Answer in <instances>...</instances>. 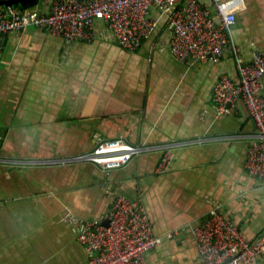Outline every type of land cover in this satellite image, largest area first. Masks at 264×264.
<instances>
[{
	"label": "crops",
	"instance_id": "1",
	"mask_svg": "<svg viewBox=\"0 0 264 264\" xmlns=\"http://www.w3.org/2000/svg\"><path fill=\"white\" fill-rule=\"evenodd\" d=\"M52 2L25 10L49 12ZM230 6L249 61L264 49V0ZM151 15L156 26L136 50L103 19L90 41L36 26L0 36V158L18 160L0 163V264H85L79 222L64 216L106 222L118 193L144 200L155 233L174 232L147 252L148 264H201L193 228L214 206L249 239L263 230L264 180L245 167L256 123L243 101L222 115L213 103L218 78H238L232 51L218 63L180 61L166 15L157 7ZM103 137L150 147L110 170L65 160ZM168 146L171 166L158 172Z\"/></svg>",
	"mask_w": 264,
	"mask_h": 264
},
{
	"label": "built area",
	"instance_id": "2",
	"mask_svg": "<svg viewBox=\"0 0 264 264\" xmlns=\"http://www.w3.org/2000/svg\"><path fill=\"white\" fill-rule=\"evenodd\" d=\"M231 1L211 0L212 5H207L200 0H53L49 12H20L16 6H0V36L36 26L70 39L90 41L96 20L103 19L124 48L136 50L155 27L151 10L157 7L167 17L170 51L180 61L218 62L226 51H232L238 78L221 75L213 87V103L217 115L236 112L239 101L247 107L257 130L247 150L245 167L264 180V50H255L249 61L242 58L233 36L237 9L230 6ZM149 147L122 137H103L92 150L65 160L92 161L110 170L124 166ZM173 155V148L167 147L156 170L166 171ZM0 163L13 165L17 160L2 157ZM64 217L79 222L78 240L89 252L85 264H148L147 252L174 235L155 233L142 199L123 193L116 194L108 224L100 218H79L71 211ZM193 234L201 264H256L264 253V228L255 239H249L217 206L193 228Z\"/></svg>",
	"mask_w": 264,
	"mask_h": 264
},
{
	"label": "water",
	"instance_id": "3",
	"mask_svg": "<svg viewBox=\"0 0 264 264\" xmlns=\"http://www.w3.org/2000/svg\"><path fill=\"white\" fill-rule=\"evenodd\" d=\"M40 0H0V6H20V12L27 8H33L39 3ZM108 224V219L105 222Z\"/></svg>",
	"mask_w": 264,
	"mask_h": 264
},
{
	"label": "bare ground",
	"instance_id": "4",
	"mask_svg": "<svg viewBox=\"0 0 264 264\" xmlns=\"http://www.w3.org/2000/svg\"><path fill=\"white\" fill-rule=\"evenodd\" d=\"M53 1V0H52ZM157 21V20H156ZM156 26V25H155ZM35 28V27H34ZM42 28H44V27H42ZM40 29V28H39ZM48 31V30H47ZM113 33V32H112ZM2 37V36H1ZM70 39V38H69ZM116 39V38H115ZM236 40V39H235ZM236 42H237V40H236ZM118 43V42H117ZM170 48V47H169ZM169 50V49H168ZM264 50V49H263ZM230 55V54H229ZM243 58V57H242ZM188 63V62H187ZM191 63V62H190ZM218 63V62H217ZM189 64V63H188ZM237 65V64H236ZM231 77V76H230ZM237 78V77H236ZM264 82V81H263ZM240 106V105H239ZM246 109V108H245ZM249 115V114H248ZM252 118V117H251ZM107 138V137H106ZM149 144V143H148ZM168 147H170V146H168ZM174 148V147H173ZM146 150V149H145ZM174 150V149H173ZM90 151V150H89ZM151 151V150H150ZM175 152V151H174ZM176 154V153H175ZM172 158H174V157H172ZM35 160V159H34ZM160 160V159H159ZM173 160V159H172ZM18 161V160H17ZM24 163V162H23ZM31 163H33V162H31ZM43 163V162H42ZM6 164V163H5ZM16 164V163H15ZM128 164V163H127ZM171 166V165H170ZM159 174V173H158ZM142 199V198H141ZM143 200V199H142ZM144 201V200H143ZM144 203V202H143ZM145 205V204H144ZM106 214V213H105ZM102 218V217H101ZM105 218V217H104ZM151 221H152V219H151ZM105 222V221H104ZM152 223H153V221H152ZM155 228V227H154ZM168 233V232H167ZM163 234V233H162ZM163 242V241H162Z\"/></svg>",
	"mask_w": 264,
	"mask_h": 264
}]
</instances>
